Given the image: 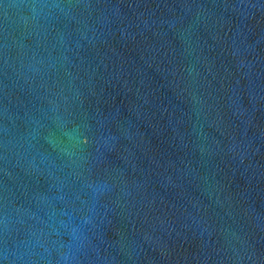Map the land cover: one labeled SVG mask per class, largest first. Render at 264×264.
Returning a JSON list of instances; mask_svg holds the SVG:
<instances>
[{"label":"water","instance_id":"water-1","mask_svg":"<svg viewBox=\"0 0 264 264\" xmlns=\"http://www.w3.org/2000/svg\"><path fill=\"white\" fill-rule=\"evenodd\" d=\"M0 264H264V0H0Z\"/></svg>","mask_w":264,"mask_h":264}]
</instances>
